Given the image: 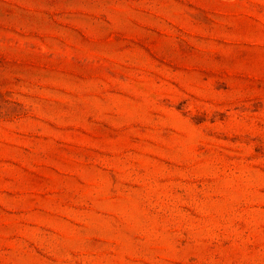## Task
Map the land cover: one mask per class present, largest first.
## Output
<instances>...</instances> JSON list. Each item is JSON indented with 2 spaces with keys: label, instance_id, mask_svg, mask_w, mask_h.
Listing matches in <instances>:
<instances>
[{
  "label": "rangeland",
  "instance_id": "rangeland-1",
  "mask_svg": "<svg viewBox=\"0 0 264 264\" xmlns=\"http://www.w3.org/2000/svg\"><path fill=\"white\" fill-rule=\"evenodd\" d=\"M0 264H264V0H0Z\"/></svg>",
  "mask_w": 264,
  "mask_h": 264
}]
</instances>
